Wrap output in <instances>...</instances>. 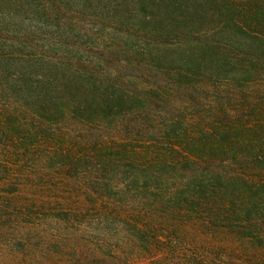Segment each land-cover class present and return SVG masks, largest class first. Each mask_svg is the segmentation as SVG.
I'll return each instance as SVG.
<instances>
[{"label": "trees", "instance_id": "16d2710c", "mask_svg": "<svg viewBox=\"0 0 264 264\" xmlns=\"http://www.w3.org/2000/svg\"><path fill=\"white\" fill-rule=\"evenodd\" d=\"M0 243L264 264V0H0Z\"/></svg>", "mask_w": 264, "mask_h": 264}, {"label": "rangeland", "instance_id": "374dc122", "mask_svg": "<svg viewBox=\"0 0 264 264\" xmlns=\"http://www.w3.org/2000/svg\"><path fill=\"white\" fill-rule=\"evenodd\" d=\"M37 242V239H33ZM59 257H55L51 252H43L42 245L31 248L24 252L20 247H8L0 243V264H53ZM56 263V262H55Z\"/></svg>", "mask_w": 264, "mask_h": 264}]
</instances>
